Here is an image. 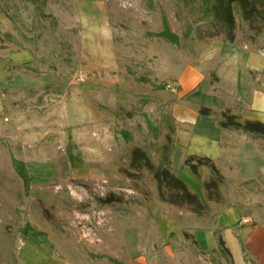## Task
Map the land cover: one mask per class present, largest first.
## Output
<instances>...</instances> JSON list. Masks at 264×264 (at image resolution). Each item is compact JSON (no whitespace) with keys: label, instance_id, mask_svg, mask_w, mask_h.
Listing matches in <instances>:
<instances>
[{"label":"rangeland","instance_id":"obj_1","mask_svg":"<svg viewBox=\"0 0 264 264\" xmlns=\"http://www.w3.org/2000/svg\"><path fill=\"white\" fill-rule=\"evenodd\" d=\"M45 12L55 24L25 0H0V264H21L25 228L43 240L36 250H53L59 264H228L211 249L214 234L195 242L198 232L224 234L220 206L203 217L171 208L148 171L129 168L137 147L161 159L136 117L144 104L132 94H178L165 77L172 56L187 62L211 41L197 39L200 5L48 0ZM238 38L264 49V28L255 33L240 21ZM213 100L205 90L194 97ZM179 178L211 204L189 168ZM226 194L223 206L247 204L253 221L263 206L262 229L252 232L249 221L242 248L248 264H264V198Z\"/></svg>","mask_w":264,"mask_h":264},{"label":"crops","instance_id":"obj_2","mask_svg":"<svg viewBox=\"0 0 264 264\" xmlns=\"http://www.w3.org/2000/svg\"><path fill=\"white\" fill-rule=\"evenodd\" d=\"M263 51L264 49H260L258 44L254 45L239 38L234 44L225 43L220 39L211 40L202 47L194 59H189L187 62L182 61L180 57L172 56L171 69L165 77L179 87L176 96L173 95L169 99L166 95H162L160 99V89H158L154 93H145L141 96L132 94L131 97L132 100H141L144 104L139 116L136 117L149 142L156 144L157 153L165 143L169 127L175 128L176 148L172 155L174 174L180 177L183 170L188 169L184 167V162L189 156L211 159L226 180L221 189L225 200L229 197L226 191L236 197L264 198V195L256 194L258 187L264 190V141L252 140L248 135L222 129L217 125L220 118L204 120L199 110L201 107H207L216 113H221L230 109L242 120L264 123V56L261 54ZM200 90H205L214 97L212 104L194 101ZM169 101H172L171 113L166 115L162 113L160 106L166 105ZM201 174L203 181L210 179L209 169L202 168ZM232 181L237 182L236 186H241V189L236 191L231 189L233 192L229 190L227 185ZM205 200H207L206 191ZM202 202L209 207L220 206L218 223L220 229L224 230V234L221 235L233 260L235 264L237 260L248 264L246 260L249 256L243 251L242 243L246 236L245 228L249 223L242 224V220L248 219L256 223L252 227V232L261 230L262 228L257 225L260 223V211L263 206L253 211V221L245 216L249 214L247 204L240 203V205L237 202L227 201V206L234 209L226 213L227 206L212 202H209L211 203L209 205L203 200ZM227 214H231L234 220L225 218ZM23 232L29 238L27 240L29 248L25 256H21V264H59L53 250H36L37 244L43 240L34 231L25 228ZM214 232L196 233L197 243L203 246L202 240L205 235L212 236ZM240 233L243 235L241 236ZM214 242L216 243L211 249L217 250L216 239ZM45 251L52 252L45 255Z\"/></svg>","mask_w":264,"mask_h":264},{"label":"trees","instance_id":"obj_3","mask_svg":"<svg viewBox=\"0 0 264 264\" xmlns=\"http://www.w3.org/2000/svg\"><path fill=\"white\" fill-rule=\"evenodd\" d=\"M25 1L34 5L42 20H51L55 24V18L45 12L48 0ZM180 2L185 5H200L202 18L195 31L200 41L220 39L225 43L234 44L238 38L240 21L255 33L264 28V0H180ZM252 39L254 40V37ZM199 114L204 120L212 117L220 118L217 125L222 129L248 135L252 140L264 141L263 122L242 120L230 109L216 113L207 107H201ZM165 139L164 145L158 151L161 159L157 164L153 162L147 151L137 147L129 156V168L136 171L146 170L150 173L157 184L160 202L203 217L209 212L210 207L204 204L200 196L192 192L172 170V155L176 148L174 127H169ZM184 167L189 168L202 181L208 202L225 204L221 189L226 180L214 161L207 157L189 156L184 162ZM202 168L209 169L211 173L208 181L202 180ZM214 235L218 249L213 252L221 255L228 264H234L233 256L221 232L215 231Z\"/></svg>","mask_w":264,"mask_h":264},{"label":"built area","instance_id":"obj_4","mask_svg":"<svg viewBox=\"0 0 264 264\" xmlns=\"http://www.w3.org/2000/svg\"><path fill=\"white\" fill-rule=\"evenodd\" d=\"M261 54H263L264 55V51L263 52H261ZM78 80H79V82H84L85 81V77H84V75H80L79 77H78ZM167 88L168 89H171L173 92H175V93H177V89H178V87L177 86H175V85H173V84H168L167 85ZM249 221L247 220V219H243L242 220V224H247Z\"/></svg>","mask_w":264,"mask_h":264}]
</instances>
